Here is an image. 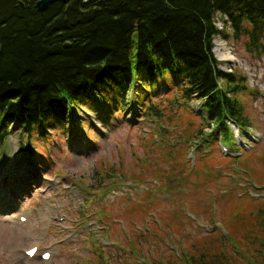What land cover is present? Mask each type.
<instances>
[{"label":"rangeland","instance_id":"rangeland-1","mask_svg":"<svg viewBox=\"0 0 264 264\" xmlns=\"http://www.w3.org/2000/svg\"><path fill=\"white\" fill-rule=\"evenodd\" d=\"M246 41L215 40L221 68L247 77L249 89L238 98L252 128L244 140L232 126L244 146L239 153L219 139L198 150L205 126L194 112H202L200 102L179 105L172 100L177 91L164 89L153 97L160 118L144 117L135 89L127 110L119 116L115 109L109 122L102 117L108 108L92 104L93 110L76 111L74 125L44 134L14 124L0 152V264L182 263L210 232L228 234L242 225L243 217H229L242 202L264 203V55L248 52ZM20 164L36 178L25 188L16 173ZM254 225L262 232L255 222L251 234ZM237 234L249 249L227 253L232 264H249L257 244L244 240L242 227ZM33 246L38 252L31 258L26 250ZM44 251L50 260L41 258Z\"/></svg>","mask_w":264,"mask_h":264},{"label":"trees","instance_id":"trees-1","mask_svg":"<svg viewBox=\"0 0 264 264\" xmlns=\"http://www.w3.org/2000/svg\"><path fill=\"white\" fill-rule=\"evenodd\" d=\"M37 1L0 0V152L14 124L44 134L75 124L76 111L93 110L92 104L108 108L102 117L109 122L115 109L119 116L127 110L135 89L144 117L162 116L160 102H153L161 89L177 91L172 100L179 105L201 101L202 112H194L210 132L199 128L198 150L214 139L243 150L231 122L245 140L252 123L238 94L249 89L247 77L220 68L213 40L247 37L248 52L262 57L264 0H63L45 11ZM220 13L232 35L217 27ZM229 217H243L242 225L210 232L194 243V253H184V262L164 264H232L227 250L249 249L237 234L241 227L244 240L257 244L249 264H264V203L242 202ZM255 222L263 229L254 225L251 234Z\"/></svg>","mask_w":264,"mask_h":264},{"label":"bare ground","instance_id":"bare-ground-1","mask_svg":"<svg viewBox=\"0 0 264 264\" xmlns=\"http://www.w3.org/2000/svg\"><path fill=\"white\" fill-rule=\"evenodd\" d=\"M20 167H16V170L19 175L18 182H20L21 185H23V188L28 187V184L32 182V180L36 179L34 175H32L31 170L26 167L22 166V164L19 165ZM13 191L16 192V186H13ZM19 192H17L18 194Z\"/></svg>","mask_w":264,"mask_h":264},{"label":"water","instance_id":"water-1","mask_svg":"<svg viewBox=\"0 0 264 264\" xmlns=\"http://www.w3.org/2000/svg\"><path fill=\"white\" fill-rule=\"evenodd\" d=\"M58 1H63V0H38L36 2V7L40 11H45L47 10L52 4L58 2ZM84 3L91 2L92 0H83ZM234 127L238 129L237 125L233 123Z\"/></svg>","mask_w":264,"mask_h":264}]
</instances>
